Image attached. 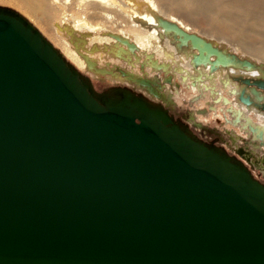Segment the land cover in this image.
Instances as JSON below:
<instances>
[{
  "label": "water",
  "instance_id": "1",
  "mask_svg": "<svg viewBox=\"0 0 264 264\" xmlns=\"http://www.w3.org/2000/svg\"><path fill=\"white\" fill-rule=\"evenodd\" d=\"M111 90L0 5V264H264V183L163 104Z\"/></svg>",
  "mask_w": 264,
  "mask_h": 264
},
{
  "label": "bare ground",
  "instance_id": "2",
  "mask_svg": "<svg viewBox=\"0 0 264 264\" xmlns=\"http://www.w3.org/2000/svg\"><path fill=\"white\" fill-rule=\"evenodd\" d=\"M0 1L30 14L80 72L127 84L129 78L115 70L117 65L140 77L172 73L173 85L165 84L168 102L186 100L184 87L191 90L188 99L194 106L207 95L216 103L209 104L215 108L211 113L240 129L233 131L237 139L244 133L264 142V90L242 80L264 74V63L231 54L238 49L264 57V0ZM176 27L189 37L178 34ZM95 61L106 68L92 66ZM241 95L251 102L242 101Z\"/></svg>",
  "mask_w": 264,
  "mask_h": 264
},
{
  "label": "rangeland",
  "instance_id": "3",
  "mask_svg": "<svg viewBox=\"0 0 264 264\" xmlns=\"http://www.w3.org/2000/svg\"><path fill=\"white\" fill-rule=\"evenodd\" d=\"M0 5L7 6V7H11L13 9L19 11L21 14H23L25 17H27L52 43H54V41H52L45 34V32L43 31V29L40 26V24L30 14H28L25 10H23L21 7H19V6L17 7L16 4H12V3H8V2H4V1L3 2L0 1ZM202 26L204 28L206 27V25H204V24H202ZM203 27L197 26L198 29L203 28ZM124 39H126L128 41L127 38H124ZM120 41H122V40H120ZM128 42L131 43V44H133V46L130 47L128 45V43H126L130 48H132V49H135L136 48V45H135L134 42H130V41H128ZM225 46L227 48H230L231 49V47L229 45L225 44ZM234 50L235 51H233V52L232 51H229V53L232 52L231 54H234L236 57L243 56V57L249 58L251 60H254L256 62H262V63H264L263 62L264 61V57H262V56H259V55H256V54H245L243 51H241V50L239 51L238 49H234ZM91 65L92 66L95 65L96 68H106V66L105 67L98 66V64L96 63V61L95 62H92ZM120 69L125 70L124 68H121L119 65H117L116 68H115L116 71H118V70L120 71ZM141 69L142 70L145 69L143 65H142ZM262 69H264V66L262 67ZM84 74L87 75V76H89L93 80L92 81V82H94L93 85L96 83L95 84V86H96L95 89H97L100 92L111 90V89H113V88H115L117 86H126V87L131 88L132 90H134V91H136L138 93L140 92V93H144L145 94V92L143 90H139L138 89V86H141L142 88H145L146 91L149 92V94L155 96L150 91H148V88L147 87H144V86H142V85L134 82V80H132V79H129L128 80V81H130V82H128V84L127 83H123V82H117L116 83V82H113L110 79H105V78L104 79H99L98 77L94 78L89 72H84ZM143 75H142L143 77L150 78V76H148L145 73ZM163 77H160V78H150V79H156V81H157L155 84H153V86H154V89L157 90V92H158L159 95L158 96H155V97L156 98L158 97L159 99H161V100H163L165 102H168L165 99L167 97L165 95V92H166L165 91L166 90V87H165L166 85L165 84L171 83V85L169 86V87H171L173 85L172 83H174L173 82V79L174 78H173V74L172 73L164 74ZM243 77H246V76H243ZM247 77L250 78V79H259V78L260 79H263L264 78V74L256 75V76H250L249 75ZM242 80H243V78H242ZM141 87H140V89H142ZM183 89H184V92L186 93V100L183 99L181 101V100H175L176 98H174V102L173 101L170 102V105H172L173 110L176 111V112H178V113L185 114V116L191 117V119L194 118L199 123L200 126L201 125L204 126L208 131H213L215 133H218L223 138L224 142L227 143L228 147L231 148V149L234 148V145L239 144V143L241 144L242 143L241 141L245 142L244 143V147H246V149H248L247 152H249L251 154V156L253 157V160L256 162V164H259V165H257L259 167V169L256 168L257 173L259 175H261L260 172H259L260 169H261V171L264 174V170L262 169V167L264 165L261 164V163H263L262 159L264 160V149L261 148V147L264 146L263 140L260 139L259 141H256L252 137L246 138L245 135H244V133L241 134V136H239L240 138L238 137V140H237V138H236L237 136L234 134L233 131H235L238 134V132L240 131V129H238V127H230V126H227L224 123V120H222V118H219V117L216 116V114L211 113L215 109L214 107H213L214 108L213 109L211 106H214V104H216L213 100L208 101L209 99L207 98L208 96L206 95V96H203V98H201V101L200 102H198V103H200V105L196 104L194 106L193 105L194 102H191L190 99H188V97H191V95H190L192 93L191 90L189 88H187V87L186 88L184 87ZM198 99H200V98L198 97ZM195 100H196V98H195ZM202 103H204V104H202ZM195 107H196V109H195ZM206 113L208 115L207 116V120L203 118V116L206 115ZM198 114H199V116H198ZM245 138H246V140H245ZM258 142H260V143H258ZM257 145H259L260 147H257ZM255 149H257V150H255Z\"/></svg>",
  "mask_w": 264,
  "mask_h": 264
},
{
  "label": "flooded vegetation",
  "instance_id": "4",
  "mask_svg": "<svg viewBox=\"0 0 264 264\" xmlns=\"http://www.w3.org/2000/svg\"><path fill=\"white\" fill-rule=\"evenodd\" d=\"M110 93H111V95L116 96V95H119L121 92L111 90ZM145 94L151 100H153L157 103L163 104L166 108H168L170 113L175 117L176 120H178V121L182 122L183 124H185L186 126H188L190 128V130L196 136H198L200 139L211 144L212 146H216V147H220V148L225 149L229 154H231L232 156L241 160L251 170L253 175L257 179H259L260 181H262L264 183V174L261 171V169L259 171L261 175H259L257 173L256 168L259 169V167L257 166L259 164H256V162L253 160V157L251 156V154L249 152H247L248 149H246V147H244L245 142L241 141L242 142L241 144L240 143L236 144V145H234V148L231 149L228 147L227 143L224 142L223 138L218 133H215L213 131H208L204 126H202V125L200 126L199 123L196 122V120L194 118H193L194 119L193 120V119H191V117L185 116V114L178 113V112L174 111L172 105H170V102H165L159 98L157 100V98L155 96L151 98V96L149 94H147V93H145ZM246 138H248V137H246ZM246 138H245V140H246ZM262 161H263V163H261V164H264L263 159H262Z\"/></svg>",
  "mask_w": 264,
  "mask_h": 264
}]
</instances>
